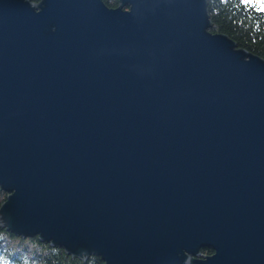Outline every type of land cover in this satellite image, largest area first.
I'll return each mask as SVG.
<instances>
[{
  "label": "water",
  "instance_id": "95a60500",
  "mask_svg": "<svg viewBox=\"0 0 264 264\" xmlns=\"http://www.w3.org/2000/svg\"><path fill=\"white\" fill-rule=\"evenodd\" d=\"M211 26L207 0H0V230L264 264V59Z\"/></svg>",
  "mask_w": 264,
  "mask_h": 264
},
{
  "label": "trees",
  "instance_id": "16d2710c",
  "mask_svg": "<svg viewBox=\"0 0 264 264\" xmlns=\"http://www.w3.org/2000/svg\"><path fill=\"white\" fill-rule=\"evenodd\" d=\"M41 0H31L37 4ZM109 7H118L119 0H104ZM212 22L210 31L225 34L237 47L264 59V0H207ZM7 193L0 189V205ZM16 246H10L16 244ZM204 255L213 251L204 249ZM0 264H104L98 256L82 260L41 242L38 237L23 238L6 229L0 230Z\"/></svg>",
  "mask_w": 264,
  "mask_h": 264
},
{
  "label": "rangeland",
  "instance_id": "374dc122",
  "mask_svg": "<svg viewBox=\"0 0 264 264\" xmlns=\"http://www.w3.org/2000/svg\"><path fill=\"white\" fill-rule=\"evenodd\" d=\"M18 243H16V244H11L10 246H16Z\"/></svg>",
  "mask_w": 264,
  "mask_h": 264
},
{
  "label": "snow or ice",
  "instance_id": "6c2138e0",
  "mask_svg": "<svg viewBox=\"0 0 264 264\" xmlns=\"http://www.w3.org/2000/svg\"><path fill=\"white\" fill-rule=\"evenodd\" d=\"M248 2H251V0H248ZM258 2H259V0H258Z\"/></svg>",
  "mask_w": 264,
  "mask_h": 264
}]
</instances>
